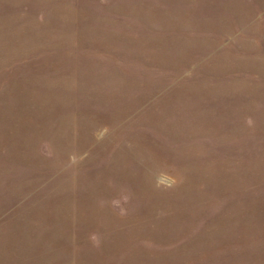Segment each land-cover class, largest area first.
<instances>
[{"label": "rangeland", "instance_id": "obj_1", "mask_svg": "<svg viewBox=\"0 0 264 264\" xmlns=\"http://www.w3.org/2000/svg\"><path fill=\"white\" fill-rule=\"evenodd\" d=\"M0 264H264V0H0Z\"/></svg>", "mask_w": 264, "mask_h": 264}]
</instances>
